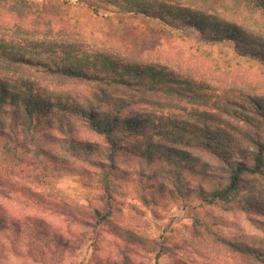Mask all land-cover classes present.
<instances>
[{"label":"trees","instance_id":"trees-1","mask_svg":"<svg viewBox=\"0 0 264 264\" xmlns=\"http://www.w3.org/2000/svg\"><path fill=\"white\" fill-rule=\"evenodd\" d=\"M95 1L122 12L170 16L216 40L243 42L244 54L264 61V39L203 10L173 0ZM252 1L264 8V0ZM37 6L31 0H12L0 14V185L7 176L31 177L38 183L50 168L82 175L87 170H76L69 157L85 161L95 169L91 179L99 205L92 212L99 221L111 216L115 196L120 194L118 181L128 175L124 161L135 157L146 165L155 164L148 177L169 181L176 195L195 194L202 202L241 211L264 226V98L236 91L213 110L196 109L182 117L163 114L167 102L162 97L202 102L211 86L140 56L101 51L87 56L79 42L55 52L44 48L31 52L24 44L34 45L40 39L48 43L52 34L62 32L60 28L54 33L50 21L32 16L39 14ZM39 24L45 27L40 29ZM8 39L20 46L9 47ZM27 69L40 71L42 78L24 74ZM52 80L84 85L86 90L52 88ZM81 131L97 136L99 142L82 139ZM189 173L201 175L209 187L203 182L191 184ZM34 193L38 201H45L42 193ZM4 222L1 216V225ZM193 224L200 229H190L191 234L218 240L237 263L264 264L263 246L210 235L198 219ZM31 226L35 235L42 232L37 221ZM113 227L120 238L145 249L151 242L170 256L179 248L173 241L145 242L128 229ZM56 237L60 243L61 236ZM178 264L185 261L179 259Z\"/></svg>","mask_w":264,"mask_h":264},{"label":"rangeland","instance_id":"rangeland-1","mask_svg":"<svg viewBox=\"0 0 264 264\" xmlns=\"http://www.w3.org/2000/svg\"><path fill=\"white\" fill-rule=\"evenodd\" d=\"M11 1L0 0V14ZM31 1L38 5V9L33 8L40 11L32 16L50 21L54 33L60 28L62 31L52 34L51 42L40 39L34 45L24 44L31 52L41 48L55 52L69 42H79L87 56L95 51L140 56L211 86V93L202 102L167 101L162 97L167 102L163 114L182 117L196 109L210 110L221 106L224 98L236 91L264 98V61L244 54L243 42L216 40L167 15L155 18L122 12L95 0ZM173 1L218 16L251 37L264 39V8L252 0ZM44 27L39 24L40 29ZM9 41L6 40L9 47L20 46ZM23 73L38 79L43 75L34 69ZM51 83L52 88L60 90L85 89L84 85L65 80ZM78 135L98 141L97 136L84 131ZM69 160L76 170L88 173L56 172L50 168L38 183L31 177L7 176V182L0 185V217L5 218L4 224L0 223V264H178L179 259L185 264H241L224 252L218 240L207 235L199 237L197 232L191 234L190 229H200L193 224L195 219L207 226L210 235L264 247L263 225L249 220L241 211H225L202 202L195 194L176 195L169 181L148 177L155 164L146 165L135 157L124 161L128 175L118 181L120 194L115 196L111 216L98 221L99 216L92 212L99 205L98 191L91 179L95 169L85 161ZM186 178L191 184L203 182L209 187L201 175L189 173ZM34 192L42 193L45 201H38ZM36 221L42 232L35 235L31 224ZM113 226L130 230L145 242L173 241L179 248L170 256L151 242L145 249L120 238ZM57 234L61 236L60 243H56Z\"/></svg>","mask_w":264,"mask_h":264}]
</instances>
